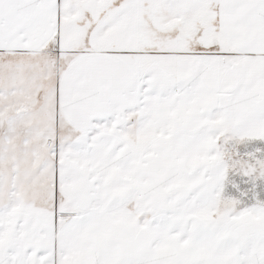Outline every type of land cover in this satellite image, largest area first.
Wrapping results in <instances>:
<instances>
[{
  "label": "snow or ice",
  "instance_id": "1",
  "mask_svg": "<svg viewBox=\"0 0 264 264\" xmlns=\"http://www.w3.org/2000/svg\"><path fill=\"white\" fill-rule=\"evenodd\" d=\"M0 264H264V0H0Z\"/></svg>",
  "mask_w": 264,
  "mask_h": 264
}]
</instances>
